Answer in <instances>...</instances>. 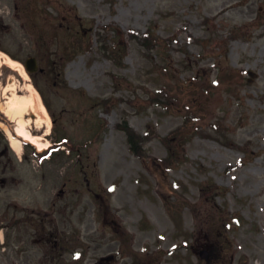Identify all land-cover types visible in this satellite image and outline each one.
<instances>
[{"label": "rangeland", "instance_id": "374dc122", "mask_svg": "<svg viewBox=\"0 0 264 264\" xmlns=\"http://www.w3.org/2000/svg\"><path fill=\"white\" fill-rule=\"evenodd\" d=\"M0 35L43 70L0 53V264H264V0H0Z\"/></svg>", "mask_w": 264, "mask_h": 264}, {"label": "bare ground", "instance_id": "6f19581e", "mask_svg": "<svg viewBox=\"0 0 264 264\" xmlns=\"http://www.w3.org/2000/svg\"><path fill=\"white\" fill-rule=\"evenodd\" d=\"M3 56L5 59L3 65H5L6 67H8L9 69H11L13 71L18 72L22 76H25V77L27 76L23 66L20 63L13 61L12 59H10L8 56H6L4 54H3ZM30 104H31V100L29 98H26V97H17L16 95H14L11 98L10 105L13 106V108H14L13 114L17 115L19 117V119L17 121L16 129L14 130V132L11 134L7 130V134H8L9 139H10L11 148L16 153H20L21 146H22L21 141H25V142L30 143L31 145L36 147L38 151L44 150L49 146L48 145L49 143H44L41 137L34 136L30 133V131L27 130L28 129L27 123L23 120L22 113L27 109V107ZM39 122L40 121H37L38 126L40 124Z\"/></svg>", "mask_w": 264, "mask_h": 264}, {"label": "trees", "instance_id": "16d2710c", "mask_svg": "<svg viewBox=\"0 0 264 264\" xmlns=\"http://www.w3.org/2000/svg\"><path fill=\"white\" fill-rule=\"evenodd\" d=\"M148 40V38L145 39V42ZM192 103L191 100H188L187 105H192L190 104ZM128 134V142L130 145V149L132 152H134L137 155H141V151H140V147L138 146L139 141H135V136L131 135V132L127 131Z\"/></svg>", "mask_w": 264, "mask_h": 264}, {"label": "water", "instance_id": "95a60500", "mask_svg": "<svg viewBox=\"0 0 264 264\" xmlns=\"http://www.w3.org/2000/svg\"><path fill=\"white\" fill-rule=\"evenodd\" d=\"M26 69L28 71H34L36 69L35 63L33 60H29L26 64Z\"/></svg>", "mask_w": 264, "mask_h": 264}]
</instances>
